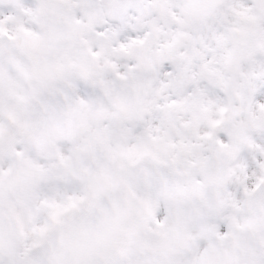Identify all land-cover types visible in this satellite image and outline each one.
I'll list each match as a JSON object with an SVG mask.
<instances>
[{"label": "snow or ice", "instance_id": "1", "mask_svg": "<svg viewBox=\"0 0 264 264\" xmlns=\"http://www.w3.org/2000/svg\"><path fill=\"white\" fill-rule=\"evenodd\" d=\"M0 264H264V0H0Z\"/></svg>", "mask_w": 264, "mask_h": 264}]
</instances>
